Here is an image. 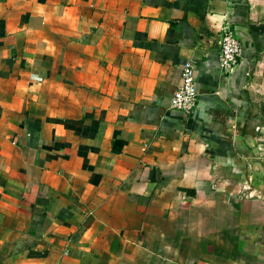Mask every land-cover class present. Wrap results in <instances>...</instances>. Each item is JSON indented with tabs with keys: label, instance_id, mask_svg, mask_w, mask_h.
I'll return each mask as SVG.
<instances>
[{
	"label": "crops",
	"instance_id": "0c3cea01",
	"mask_svg": "<svg viewBox=\"0 0 264 264\" xmlns=\"http://www.w3.org/2000/svg\"><path fill=\"white\" fill-rule=\"evenodd\" d=\"M0 264H264V0H0Z\"/></svg>",
	"mask_w": 264,
	"mask_h": 264
},
{
	"label": "built area",
	"instance_id": "2783aa9c",
	"mask_svg": "<svg viewBox=\"0 0 264 264\" xmlns=\"http://www.w3.org/2000/svg\"><path fill=\"white\" fill-rule=\"evenodd\" d=\"M242 47L234 32L224 28L219 34L218 62L222 70L230 71L237 64ZM198 92L194 76V65L187 61L182 67L181 84L169 98V109L190 114L196 108Z\"/></svg>",
	"mask_w": 264,
	"mask_h": 264
}]
</instances>
